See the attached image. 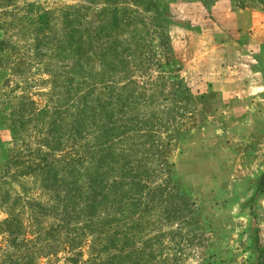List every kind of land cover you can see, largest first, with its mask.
I'll return each instance as SVG.
<instances>
[{
    "label": "trees",
    "instance_id": "16d2710c",
    "mask_svg": "<svg viewBox=\"0 0 264 264\" xmlns=\"http://www.w3.org/2000/svg\"><path fill=\"white\" fill-rule=\"evenodd\" d=\"M160 1L83 0L85 4L60 14V32L53 31L52 12L35 13L33 56L41 61L49 53L52 63L68 60L70 66L67 71L49 73L54 89L59 87L57 93L64 96L51 109L29 110L21 104L17 124L24 128L28 116L27 122L44 126L51 143L43 145L60 154L52 159L38 156L28 165L26 172L40 175L50 194L47 208L36 206L35 210L26 202L31 210L27 220L24 201L3 189L6 182L0 183V208L5 214L0 235L7 246L0 249L1 264H36L56 254L57 248H68L79 256L85 244L94 264H174L175 258L170 262L163 254L162 231L141 235L147 226L142 214L151 217L150 210L163 206L158 216L186 221L187 199L179 196L175 203L171 193L169 159L172 142L190 138L192 130L174 135L173 117L155 111H145V117L128 113L134 104L144 103L128 71L131 63L140 69L152 60L148 52L152 39L144 16L152 11L160 14ZM257 3L264 6V0ZM89 14L96 21L93 27L86 20ZM159 45L166 54L162 63L156 59L157 65L165 67L174 76L175 88L185 89L183 96L189 97V88L175 75L182 68L180 56L177 60L164 32ZM146 92L145 107L156 103L154 92ZM250 186L254 192L248 205L264 192V171ZM45 216H53L54 222L43 224ZM252 225L255 264H264L260 229ZM73 257L68 261L77 263Z\"/></svg>",
    "mask_w": 264,
    "mask_h": 264
},
{
    "label": "rangeland",
    "instance_id": "374dc122",
    "mask_svg": "<svg viewBox=\"0 0 264 264\" xmlns=\"http://www.w3.org/2000/svg\"><path fill=\"white\" fill-rule=\"evenodd\" d=\"M257 2L161 0L158 3L160 14L152 11L144 16L152 39V48L148 50L152 60L140 69L132 68L130 64L129 78L135 82V89L141 94L140 101L144 103L134 104L128 113L145 117V111H155L162 116L173 117L170 127L174 135L185 129L192 130L190 138L184 137L181 142L179 138L172 142V156L169 159L171 193L175 203L179 202V196L187 199L183 210L186 221L184 218H167L162 214L163 206L162 209L150 210L151 217L145 216V212L142 214L147 226L145 231L144 224L141 235L162 231V242L166 248L163 254L170 262L175 258L174 264L256 263V256L250 247V227H254L252 224L259 227L260 242L264 246V193L248 205L252 186L247 182L264 170V101L258 103L250 115L241 117L240 108H237L242 104L240 101L219 103L212 95L199 97L190 91L189 97H184L185 89H181V92L175 88V82L171 80L174 76L168 75L165 67L156 63V59L162 63L166 54L159 45L162 33L167 35L172 48L176 49L174 53L178 60V55L190 38L207 34L209 26L205 23L206 14L221 9L224 4L230 8H253ZM215 3L217 8L213 9ZM78 4L85 3L83 0H0V183L6 182L7 186L3 189L10 190L12 197L19 196L24 201L25 220L31 211L28 205L35 210L36 206L47 208L50 194L44 190L40 175L26 172L28 165L38 156L52 159L59 157L60 153L50 152L43 145L51 143L45 136L44 126L36 127L34 122H27L29 118L26 116L24 128H20L16 110L22 105L29 110L51 109L53 103L64 94L57 93L59 87L54 89L55 83L49 73L67 71L70 66L68 60L52 63L49 53L41 60L42 63L40 58L33 56L35 13L38 10L52 12L53 31L60 32V14ZM262 10L264 12V6ZM196 15H200V18ZM86 20L90 27L96 22L92 14ZM198 20H203V26L196 24ZM175 75L186 85L182 68ZM118 83L122 85V82ZM145 90L147 95L152 92L156 95V103L147 107ZM221 105L226 108L232 106L235 110L226 113L239 116L223 115L217 110ZM26 202L30 204L26 205ZM251 210L253 215L250 214ZM3 211L0 208V220L5 217ZM160 212L161 217L158 216ZM42 218L43 224L54 222L53 216ZM140 241L137 240V245ZM6 247L0 235V249ZM56 251V254L38 259L36 264H94V255L88 251L86 244L79 256H75L74 251L68 252V248H57ZM71 257L77 263L69 262Z\"/></svg>",
    "mask_w": 264,
    "mask_h": 264
},
{
    "label": "crops",
    "instance_id": "0c3cea01",
    "mask_svg": "<svg viewBox=\"0 0 264 264\" xmlns=\"http://www.w3.org/2000/svg\"><path fill=\"white\" fill-rule=\"evenodd\" d=\"M262 7L259 3L253 8H230L224 4L221 9L206 14L205 23L209 26L207 34L202 28L204 37L190 38L179 55L182 74L191 94L199 97L212 95L219 103L240 101L242 104L237 108H240L241 117L250 115L256 105L264 101ZM214 8H217V3L213 5ZM196 17L199 19L200 15ZM196 24L203 26V20H198ZM217 108L223 115L235 110L232 106L226 108L224 105ZM262 172L247 183L258 178ZM250 189L253 194L254 189Z\"/></svg>",
    "mask_w": 264,
    "mask_h": 264
}]
</instances>
